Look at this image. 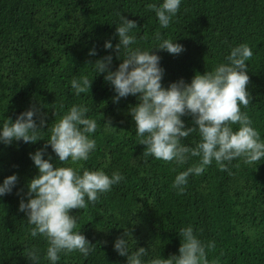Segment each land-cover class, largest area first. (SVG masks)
<instances>
[{
	"label": "trees",
	"instance_id": "trees-1",
	"mask_svg": "<svg viewBox=\"0 0 264 264\" xmlns=\"http://www.w3.org/2000/svg\"><path fill=\"white\" fill-rule=\"evenodd\" d=\"M160 0H0V121L15 117L30 103L44 104L47 124L55 122L74 103L89 106L88 115L98 121L94 134L96 151L83 168L119 170L125 179L83 210L72 209L79 217L77 228L96 245L87 258L79 253L62 255L58 264H126L112 248L113 240L131 230L136 247L161 251L163 258L178 254V231L192 224L199 238L215 242L208 252L209 264H264V160L246 165L234 160L232 175L220 171L215 162L200 176L189 177L186 191L177 195L171 187L177 168L174 164L144 157L138 144L128 96L113 103L114 92L103 75L93 78L90 94L77 97L70 90L74 77H93L87 62L112 50L103 43L115 36L117 13L137 23L134 34L141 48L154 45L153 34L160 31L184 46L179 55L153 49L164 69L162 85L183 78L190 82L195 73L203 74L224 61L232 46L247 43L253 56L248 63L252 96L242 111L264 139V0H182L180 9L167 29H161L150 4ZM93 46L97 56H89ZM113 53V68L119 64ZM185 127H193L191 116H184ZM110 120L115 128L106 130ZM234 129L236 126H233ZM42 134L47 139L48 132ZM185 143L198 139L193 132ZM13 141L0 144V182L13 173L18 181L12 193L0 197V264H31L26 249L46 247L39 237L28 235L30 227L18 211L26 182L37 174L29 153L44 145ZM53 161L57 157L48 147ZM59 166V164H58ZM67 166V165H65ZM77 167L78 165H71ZM175 169V172L173 171ZM92 218V219H91ZM91 219V220H90ZM41 264H48L41 260Z\"/></svg>",
	"mask_w": 264,
	"mask_h": 264
},
{
	"label": "clouds",
	"instance_id": "clouds-1",
	"mask_svg": "<svg viewBox=\"0 0 264 264\" xmlns=\"http://www.w3.org/2000/svg\"><path fill=\"white\" fill-rule=\"evenodd\" d=\"M181 3L182 0H160L159 4L149 5L161 29L169 27ZM117 17L114 24L118 42L113 45L111 39L105 40L103 49L112 51L86 63L91 66L92 78L82 74L70 81L73 95L90 94L93 78L103 75L114 92L113 103L128 96L135 97L137 103L129 105L128 114L134 122L138 144L145 146L144 157L170 162L177 168L198 158L175 173L171 187L178 196L186 191L190 175H202L213 162L220 171L232 175L229 165L234 160L246 165L264 160V139L253 127L247 112L242 111L252 100L246 86L249 82L247 62L253 51L247 43L232 46L223 62L203 74L195 73L190 82L180 78L165 87L161 83L164 74L161 57L152 50L179 55L184 46L177 38H165L156 31L152 37L154 45L141 48L134 34L138 28L136 21L119 12ZM113 53L120 61L115 68ZM88 55L97 56L95 46L89 49ZM43 108L44 104L36 101L15 120L0 121V144L45 141L41 148L29 153L37 174L26 182L27 190L22 196L17 189L18 211L24 213V221L30 226L28 235L33 239L39 237L46 245L43 250L32 245L26 249L25 257L31 264H41L42 259L48 264H58L62 255L73 252L87 258L96 246L77 228L79 217L70 214V210H83L98 202L125 177L119 170L109 174L102 169L79 165L97 148L94 134L98 121L88 115L89 106L74 103L51 124H47V112L42 111ZM184 116H191L193 127H185ZM103 125L106 130L115 128L110 120H105ZM45 128L47 139L42 137ZM193 132L198 134V139L185 143L182 138L188 140ZM49 146L56 161L47 151ZM74 164L78 166H71ZM17 181L16 173L4 177L0 182V197L12 193ZM122 229L113 240L112 248L126 258V264H209L208 252L215 248L214 241H202L197 235L200 230H194L189 224L178 231V254L163 258L161 251L153 250L150 254L149 248L136 247L131 230Z\"/></svg>",
	"mask_w": 264,
	"mask_h": 264
}]
</instances>
